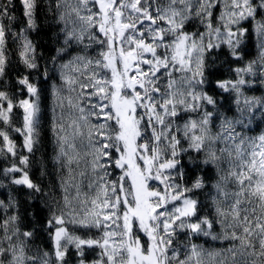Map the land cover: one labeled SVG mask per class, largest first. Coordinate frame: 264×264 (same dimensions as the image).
Segmentation results:
<instances>
[{"label":"snow or ice","instance_id":"6c2138e0","mask_svg":"<svg viewBox=\"0 0 264 264\" xmlns=\"http://www.w3.org/2000/svg\"><path fill=\"white\" fill-rule=\"evenodd\" d=\"M54 2L57 8L62 2L66 8L70 9L59 15V21H65L66 15L75 14L73 23L80 24L79 29L64 30L65 46L70 41L81 43L91 29H96V32L87 36L89 41L102 47L107 46V51L101 52L100 59L95 63L101 69H110L111 77L96 79L94 73L91 77L94 82L89 86L93 89L92 96L108 103L92 105V108L98 111L91 114L97 116L103 114L107 120L114 119L118 125V131L113 137H104L113 139L116 143L104 144L100 151L103 156H108V151L104 149L113 148L119 154L113 163L117 168L124 170L118 181L109 182L104 186L103 208L110 214L101 215L99 212H94L85 219L72 221L84 229L103 228L101 239L81 238L69 234L64 227L63 214H53L48 220L47 226L54 228V256L58 264H63L69 245H74L81 257L84 256L85 247L101 248V259L93 261V264H105V258L107 264H173V262L174 264H204L203 250L195 244H191L185 258L180 259V251L173 246V239L177 230L211 236L213 240L221 238L211 232L215 223L221 225L223 239L239 242L238 246L233 243L226 249L228 253H231L232 264H264V133L248 136L244 131L251 130L255 110L259 108L264 111V101L245 98L244 107L238 108L239 115L234 118L224 116L221 119L219 131L212 134L210 124L214 113L205 110L204 105H211L215 109L217 101L207 92H197L194 89L203 88L207 82L204 59L206 50L211 56V52L220 48L221 44L213 43L211 40L204 44V34L195 32L189 34L184 31L186 24L199 19L200 23L208 29L207 35L211 37L215 33L219 39L221 31L219 27L213 28L212 18L213 9L221 0H166L164 4H161L159 0H75L72 4H69L68 0H54ZM223 2L228 10L222 12L219 19L220 21L227 19V24L224 26L228 30L224 33L226 39L221 43H226L231 50L230 54L236 56L242 42L240 37L247 31L239 27L240 22L264 12V0H231L230 4L228 0ZM20 3L23 8L25 27L16 33L11 30L12 23L17 20L13 12V0H0V76H3L5 72L6 36L11 34L15 38L37 27L36 13L39 0H20ZM89 5H98L97 11L93 12ZM231 25H237L236 31L231 30ZM256 32L261 39L260 47L264 49V19L257 22ZM101 35L103 39L100 38ZM198 35L200 43L196 40ZM114 42L128 46L127 51L124 47L119 48L118 55L122 63L120 71L116 68ZM157 49L162 50L160 55H157ZM34 51L31 41L24 36L23 51L20 52V56L24 58L23 62L28 68L37 67L34 57L29 55ZM193 52L196 53L194 69L192 68ZM145 54H150L151 59H144ZM76 59L81 60L84 57H76ZM87 63L91 64L92 61L89 60ZM260 63L264 71V55ZM141 64L147 65L148 71H144L140 67ZM67 66L64 65V67ZM130 69L134 70L135 75H129ZM161 69L164 71L161 72ZM177 71L191 75L181 76L178 82L172 78L173 72ZM236 72L254 74L253 65L250 63L246 68L236 69ZM157 73H160V76H157ZM163 77H167V84L163 86L165 91L162 93L158 81ZM67 82L74 83L70 78ZM19 83L27 88L28 93H37L36 87L29 83L27 77L20 79ZM245 83L247 82L244 79H239L236 82H217V86L240 95V86ZM137 86L141 91L136 90ZM181 88L186 91H181ZM122 90H130V98L128 95H121ZM157 95L161 97L160 100L155 98ZM177 97L180 98L177 99ZM188 99L193 102L202 101L203 104H188ZM0 100L7 101V109L0 104V118L7 121L13 104L3 91H0ZM237 104H240L239 100ZM178 105H183L184 110L187 111H201L200 119H189L182 129L175 126L170 119L166 121V117L173 118L179 115ZM20 106L25 111L24 146L31 152L39 107L29 100L21 101ZM137 108L143 110L139 118L135 116ZM80 111L83 112L84 109L81 108ZM82 118L87 119V117ZM217 118L220 117L217 116ZM141 121L145 122L143 133L140 129ZM106 127V123L98 125L101 135H104ZM238 127L240 131H237ZM16 131L19 132L21 129ZM176 132L181 133L189 142L188 148L181 149L180 152L177 151V147L181 142L176 138L174 134ZM144 135L152 141L151 156L147 155L150 147L147 141L137 144V138H142ZM0 137L7 142L8 152L15 155L14 145L8 135L0 132ZM161 140L166 143L169 158H164L160 147ZM216 143L224 146L214 149L213 145ZM189 150L205 153V158L199 161L189 158L190 163L196 167L200 164H214L219 172L220 163L227 164L226 175L220 176L213 186L223 200L231 198L228 209L223 210L219 207L216 197H212L213 203L217 205L216 213L220 218L218 221L211 220L207 216L198 217V201L185 195L194 189L203 188V177L197 176L191 187L182 188L174 183L175 177L170 175L171 170H176V174L183 177V165L178 157L181 152ZM217 151L220 155H217ZM62 154L66 155V153ZM27 162V156L21 158V164H27ZM6 171L23 172V169L13 167ZM126 177L130 179L128 189H125L123 184ZM149 180L159 181L163 185V195L159 190L148 189ZM229 181L236 185L237 191L223 190L222 184H227ZM13 183L24 185L37 193L41 191L39 185L29 179L27 172H23L22 178L15 179ZM169 189L176 190V194L170 195ZM109 190L111 197L108 195ZM64 199L65 203H68L67 196ZM173 201H180L182 206L173 205L169 209L167 205ZM92 203L95 205L96 201ZM121 204L125 205L122 212ZM0 207L14 208L15 204L10 201L6 205L4 201H0ZM158 209L162 211H157ZM193 217H197L195 222L192 221ZM18 220L17 215H12L0 222V229L4 232V235L0 237V264H49L48 253H43V256L26 257L23 244L18 246L12 243L13 236L31 238L33 235L31 231L21 232L17 225ZM118 221L120 223H117ZM9 225L14 226L11 235L8 234ZM134 226L148 237L149 244L146 248L141 246L139 236L133 235ZM6 241L7 247H5ZM208 255H220V253H208ZM248 257L253 259L249 260ZM80 264H85L83 259ZM220 264H224V261L221 260Z\"/></svg>","mask_w":264,"mask_h":264},{"label":"trees","instance_id":"16d2710c","mask_svg":"<svg viewBox=\"0 0 264 264\" xmlns=\"http://www.w3.org/2000/svg\"><path fill=\"white\" fill-rule=\"evenodd\" d=\"M75 0H68L69 4ZM161 4L166 3V0H159ZM229 4L231 0H228ZM51 5V10L49 6ZM92 11L96 12L98 5L92 6ZM223 0L213 9L212 26L219 27L221 35L217 39L215 33L211 37L207 35L208 29L201 24L199 19H195L185 25L184 31L191 33L204 34L203 43L207 44L209 40L213 43H220L221 47L211 52V56L205 52V76L207 82L201 87H196L194 90L205 91L211 95L216 101L215 109L211 105H204V109L214 113L213 121L210 124L212 134L219 131L221 119L224 116L234 118L239 115L238 108H243V100L256 99L264 101V71L260 63L264 49L260 47L261 39L256 32V24L261 19H264V12L257 14L254 18H249L240 22L239 27L246 29L243 34L241 44L236 56L230 54V49L226 43H221L226 39L224 33L228 28L227 19L220 21L219 16L222 12L227 11ZM70 9L66 8L61 2V6L57 8L54 0H39V7L36 13L37 27L34 30H29L20 36L13 37L11 34L6 36L5 46V72L0 76V91L7 94L12 101L13 108L9 113V120L4 121L0 118V132L8 135L9 140L15 148V155L8 152L7 142L0 137V201H4L7 205L13 201L15 207L3 208L0 207V222L6 217L17 215L19 220L17 225L21 232L31 231V238L24 236H13L12 243L18 246L23 244L26 257L34 255L43 256V253L49 254V264H58L54 256V228L48 227L47 222L53 214H63L65 224L69 234L79 236L81 238H91L99 240L103 236V228L84 229L74 224L73 220L85 219L90 213L99 212L101 215L110 214L107 209L103 208L104 186L109 182L118 181L123 175L124 170L117 168L113 161L119 157V154L111 147L104 149L108 151V156H103L100 149L102 145H112L116 143L113 139H105V136L113 137L118 131V125L115 120H107L101 114L99 116L91 114L98 109H93L92 105L97 103H108V101H99L96 96H92L93 89L89 86L94 81L91 79L93 74H96V79L103 77L110 78V69H101L95 63L100 59V53L107 51V46H100L95 42H90L87 36L95 33L96 29H91L90 33H86L85 39L81 43L70 41L67 46L64 44V30L79 29V22L73 23L75 14L66 15L65 21H59V15L66 13ZM13 12L17 20L12 23V32L19 33L25 27L24 17L22 15L23 8L20 0H13ZM85 14V13H82ZM7 24V21H5ZM237 25H231V30L236 31ZM127 35V33H126ZM31 41L34 52L30 56L34 57L36 68H28L24 62L20 52L23 51V39ZM103 39V36H100ZM167 39V38H166ZM235 39V38H234ZM197 43H200L199 35L196 37ZM146 42H150L146 40ZM125 51L128 50L127 45H121ZM114 55L117 56V65L122 69V63L119 59L117 42L113 44ZM65 49L64 51H59ZM161 49H157V55L161 54ZM170 51V50H169ZM76 57H84L77 60ZM144 59H151L150 54H145ZM196 53L192 54V68H195ZM92 63L88 64L87 61ZM214 61V62H213ZM253 65L252 73H237L236 69L246 68L249 64ZM87 64V67L85 65ZM64 65H68L64 67ZM140 67L144 71H148V66L141 64ZM164 70L161 69V72ZM130 75H135L134 70H129ZM190 73L173 72L172 78L179 82L181 76H190ZM160 76V73H157ZM27 77L29 83L33 84L36 89V94H30L27 88L19 83V80ZM68 78L74 83L69 84ZM239 79H244L247 83L240 86V95L231 90H224L217 86V82L231 81L236 82ZM167 84V77H163L158 81V86L161 87V92L165 91L164 85ZM83 85V87H82ZM110 90V89H109ZM141 91L139 87L136 89ZM181 91L186 89L181 88ZM131 95V91H125ZM160 100L161 97H155ZM180 97H177L179 99ZM29 100L39 107L35 119V132L33 134V147L29 152L24 146V133L26 131L24 124L25 111L20 106V102ZM240 104H237V101ZM188 104L198 103L187 100ZM0 104L4 109H7V101L0 100ZM84 111L81 112L80 109ZM159 110V105H157ZM108 111V109H105ZM179 115L171 120L175 126L181 129L185 122L189 119L199 120L201 111L184 110L183 105L177 106ZM143 114V110L138 108V117ZM219 116L220 118H217ZM82 117H87L83 119ZM106 123L107 127L104 130V135L100 134L98 125ZM145 122L141 121L140 129L143 133ZM251 130L244 131L248 136H258L264 133V111L259 108L255 110V119L253 120ZM21 129V131H16ZM241 129L238 127L237 131ZM159 131V126H157ZM176 138L180 140V145L177 151L187 149L189 142L181 133H174ZM198 134V133H197ZM140 143L147 141L149 143V151L151 153L152 141L146 135L139 138ZM224 145L216 143L214 149H219ZM160 147L163 151L164 158L167 156L166 143L161 140ZM123 150L121 146V151ZM66 153V155L62 154ZM152 155V153H151ZM217 155L220 153L217 151ZM27 156V164H21V158ZM193 160H202L205 158V153H196L191 150L181 152L178 159L183 165V177L176 174V170H171L170 175L175 177L174 183L183 187H191L192 182L197 176L203 177L204 187L194 189L192 192L185 193L198 201L197 216H207L209 219L218 221L220 218L216 213V204L213 203L212 197L215 196L219 202V207L223 210L228 209L231 203V198L223 200L218 195L213 187L220 176L226 175L227 164L221 162L219 172L214 164H200L196 167L190 163L189 158ZM22 168L23 172H27L29 179L39 185L41 191L34 192L32 189L24 185L14 184L15 179H21L23 172H7L10 168ZM179 167V166H178ZM107 173V175H105ZM166 174V173H165ZM168 174V173H167ZM124 188L130 186V179L125 178L123 181ZM151 189L161 190L164 192L163 185L156 180H151L149 183ZM222 188L226 192L237 191L234 183L229 181L227 184H222ZM169 193L176 194V190L169 189ZM111 197V192H108ZM67 196L68 203H65L64 197ZM92 201H96L93 205ZM131 203V198H129ZM125 205H120L122 212ZM120 214L119 212L117 213ZM197 217H193L195 222ZM117 223H120L119 221ZM13 225H9L8 234L11 235ZM111 230V229H109ZM134 236L138 235L145 244L146 248L149 244L147 236L139 231L137 227L133 228ZM213 235L221 237L213 240L211 236L202 234H191L187 230H177L176 236L173 239V246L180 251V259H184L187 254V249L191 244L198 245L203 250L202 261L204 264H220L223 260L224 264H232L231 253L228 249L233 243L237 246L238 241H230L223 239V229L219 223H215L211 229ZM239 235V230L237 231ZM4 235L3 229H0V237ZM63 243V242H62ZM8 242H5L7 247ZM259 245L257 244V248ZM102 249L99 247H85L84 256L79 255L78 250L74 245L68 246V251L64 257L63 264H80L81 259L85 264H93V261L101 259ZM208 253H220V255L209 256ZM171 255V252H169ZM239 259V256H237ZM249 260L253 257H248ZM105 264L106 258H105ZM174 264V262H173Z\"/></svg>","mask_w":264,"mask_h":264},{"label":"rangeland","instance_id":"374dc122","mask_svg":"<svg viewBox=\"0 0 264 264\" xmlns=\"http://www.w3.org/2000/svg\"><path fill=\"white\" fill-rule=\"evenodd\" d=\"M114 44H115V42H114ZM117 56H116V68H117V71H120V70H122L121 69V67L120 66H118L117 65ZM131 71H133V69H131ZM138 87V86H137ZM121 95H128L127 93H125V91L124 90H122V92H121ZM129 96V98H130V96L131 95H128ZM135 116H136V118H139L138 116V108H137V110H136V113H135ZM140 143V141H139V138H137V144H139ZM123 151V150H122ZM147 155L148 156H151V153H150V151L147 153ZM141 167L143 168L144 166L141 164ZM167 174V173H166ZM150 181L151 180H149L148 182H147V185H148V189L149 190H153V189H151V187L149 186V183H150ZM155 190H157V189H155ZM159 191H161V190H159ZM163 191H161V194L163 195ZM170 195H173L172 193H170ZM188 197H190V196H188ZM190 198H192V197H190ZM192 199H194V198H192ZM173 205H175L176 207H180V206H182V204H181V202L180 201H173L172 203H170V204H168L167 205V207L169 208V209H171L172 207H173ZM157 211H162V209H158ZM143 233V232H142ZM133 234H134V232H133ZM144 234V233H143ZM135 235V234H134ZM145 235V234H144ZM139 239H140V237H139ZM147 239H148V237H147ZM140 244H141V246L143 247V248H145L144 246H143V244H145L143 241H141V239H140Z\"/></svg>","mask_w":264,"mask_h":264},{"label":"water","instance_id":"95a60500","mask_svg":"<svg viewBox=\"0 0 264 264\" xmlns=\"http://www.w3.org/2000/svg\"><path fill=\"white\" fill-rule=\"evenodd\" d=\"M117 47H118V51H119V48H120V44H119V42H117Z\"/></svg>","mask_w":264,"mask_h":264}]
</instances>
